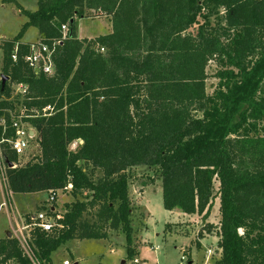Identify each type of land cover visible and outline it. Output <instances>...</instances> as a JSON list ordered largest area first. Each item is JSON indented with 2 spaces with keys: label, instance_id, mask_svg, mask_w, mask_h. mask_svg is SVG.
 <instances>
[{
  "label": "trees",
  "instance_id": "16d2710c",
  "mask_svg": "<svg viewBox=\"0 0 264 264\" xmlns=\"http://www.w3.org/2000/svg\"><path fill=\"white\" fill-rule=\"evenodd\" d=\"M21 11L26 21L0 43V139L14 136L12 117L23 111L39 153L20 164L1 144L8 188L74 197L50 231L30 229L40 264L71 239H105L107 228L124 234L134 262L135 166L154 169L166 210L206 218L218 198L217 223L203 225L218 237L214 264H264V0H37ZM92 16L109 17L110 32L77 37L75 20ZM29 26L39 38L22 42ZM54 41L53 74L36 73L23 59L28 45ZM210 61L217 83L208 93ZM16 84L26 89L15 102ZM48 105L49 115H35ZM0 264L34 263L11 235L0 238Z\"/></svg>",
  "mask_w": 264,
  "mask_h": 264
},
{
  "label": "rangeland",
  "instance_id": "374dc122",
  "mask_svg": "<svg viewBox=\"0 0 264 264\" xmlns=\"http://www.w3.org/2000/svg\"><path fill=\"white\" fill-rule=\"evenodd\" d=\"M37 0H0V43L14 37L26 21L21 10L34 11ZM111 30V22L107 16L83 17L75 20V34L79 38L93 40ZM39 38L35 26H29L23 33L22 41L34 42ZM1 46V45H0ZM217 66L210 61L206 68V91L211 93L216 86L215 72ZM2 74V48L0 47V76ZM1 82V77H0ZM12 99L17 100V87L12 86ZM18 107V106H17ZM15 119L17 117H14ZM80 144L74 141L69 147L74 149ZM38 146L31 141L30 147L20 158V164L38 154ZM129 195L132 206L133 238L138 254L133 261L124 264H214L220 255L217 250V238L208 234L204 223H217L218 199H215L206 218L201 215H183L177 209H164L162 204V188L153 168L135 166L129 170ZM217 181L215 182V189ZM6 195L0 186V205ZM49 196L47 191L32 193H12V211L0 207V238L11 234L13 220L16 216L33 213ZM74 200L68 191H59L55 197V211L63 214L65 204ZM10 212V213H9ZM105 239H71L60 246L51 255L53 264H62L69 260L74 264H121L125 260L124 234L117 229L107 228ZM214 233V232H212ZM210 254L208 256L207 254Z\"/></svg>",
  "mask_w": 264,
  "mask_h": 264
},
{
  "label": "built area",
  "instance_id": "2783aa9c",
  "mask_svg": "<svg viewBox=\"0 0 264 264\" xmlns=\"http://www.w3.org/2000/svg\"><path fill=\"white\" fill-rule=\"evenodd\" d=\"M63 30V37L65 35L66 27L65 25L62 26ZM58 41H54L50 46L43 43H30L28 45L27 52L23 55L24 61L31 67L36 73L42 72L45 75H52L54 72V63L52 59L53 51L55 49V45ZM19 43H15L13 47V51L11 53L12 61L17 60L18 50H19ZM103 50V49H101ZM17 87V94L22 95L25 92L26 86L23 84H16ZM52 111L51 106H45L42 108L41 111H35V115H49ZM14 117H17L16 119ZM12 117L11 126L14 129V136L10 138H1L0 139V186H2L6 195L1 203L0 207H6L9 211H12L11 205V197L10 195L12 192L8 188L7 178H6V166L7 163L5 161L4 154L2 152L1 144L6 142L11 150L15 152L17 157L20 159L25 152L30 147L31 141L34 138L35 132L33 128H31L26 122L22 119L26 117L23 114V111L17 116ZM1 123H3V119H1ZM4 130V129H3ZM32 131V132H30ZM18 163H13L11 166L15 167ZM59 191H57L58 193ZM49 193V192H48ZM57 193L54 195L49 193L47 198V203L45 204V208L36 214L29 215V220L27 221L22 215H18V217L14 218L13 222V229H12V236L17 238L21 247L24 251L30 256L32 262L34 264H40V262L33 256L31 249L29 247V231L32 227H39L43 231H50L54 225L55 221L58 218L62 217L61 213L55 211V197ZM49 211H51L50 214ZM10 213V212H9ZM14 213V212H13ZM55 213V215H53ZM15 214V213H14ZM31 214V213H30ZM62 264H72L69 260H64Z\"/></svg>",
  "mask_w": 264,
  "mask_h": 264
},
{
  "label": "water",
  "instance_id": "95a60500",
  "mask_svg": "<svg viewBox=\"0 0 264 264\" xmlns=\"http://www.w3.org/2000/svg\"><path fill=\"white\" fill-rule=\"evenodd\" d=\"M0 77H1V86L3 87L4 84H5V82L8 80V77H7L6 75H2V74H1ZM30 132H32V131H30ZM8 165L11 166V163H9ZM10 236H11V233L8 232V233H7V237H10ZM124 263H125V260L123 259V260L121 261V264H124ZM74 264H77V263L75 262Z\"/></svg>",
  "mask_w": 264,
  "mask_h": 264
},
{
  "label": "crops",
  "instance_id": "0c3cea01",
  "mask_svg": "<svg viewBox=\"0 0 264 264\" xmlns=\"http://www.w3.org/2000/svg\"><path fill=\"white\" fill-rule=\"evenodd\" d=\"M21 41H22V38H21ZM22 42H28V41H22ZM58 194V193H57ZM216 199H218V198H216ZM45 201H47V200H45ZM218 207H219V202H218ZM30 214V213H29ZM183 215H185L184 213H183ZM195 215H197V214H194V215H192V216H195ZM186 216H188L187 214H186ZM217 221H218V213H217ZM214 224H216V223H214ZM8 232H10V231H8ZM7 232V233H8ZM11 233V232H10ZM208 234H213V235H215L216 236V234L215 233H208ZM12 235V234H11ZM216 238H217V240H218V237L216 236ZM217 248V250L219 249L218 247H216ZM220 250V249H219ZM218 250V251H219ZM211 254V253H210ZM210 254L208 253L207 255L208 256H210ZM220 257V255L218 256V258ZM217 258V259H218ZM189 264H191V262H189Z\"/></svg>",
  "mask_w": 264,
  "mask_h": 264
}]
</instances>
